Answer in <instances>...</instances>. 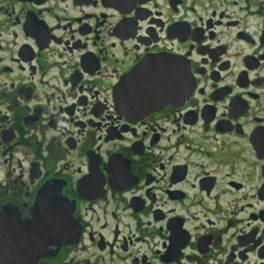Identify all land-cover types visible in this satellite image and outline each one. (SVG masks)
<instances>
[{
    "label": "flooded vegetation",
    "instance_id": "flooded-vegetation-1",
    "mask_svg": "<svg viewBox=\"0 0 264 264\" xmlns=\"http://www.w3.org/2000/svg\"><path fill=\"white\" fill-rule=\"evenodd\" d=\"M39 193L77 233L46 255ZM0 232L23 264H264V0H0Z\"/></svg>",
    "mask_w": 264,
    "mask_h": 264
},
{
    "label": "water",
    "instance_id": "water-1",
    "mask_svg": "<svg viewBox=\"0 0 264 264\" xmlns=\"http://www.w3.org/2000/svg\"><path fill=\"white\" fill-rule=\"evenodd\" d=\"M45 195V194H44ZM42 193L38 194V200L36 201L35 207H34V219L31 223L27 224L24 228L25 234H28V236H32L35 234L34 229L35 226L38 227L39 233H40V226L38 223L40 220L47 219V226H44L42 229V236L47 238V244L43 245L42 248H36L35 250L39 253V255H46L47 252V247L49 246H56L59 247L61 240L63 238H72L76 237L77 233L74 231H69L66 228L62 226L60 222V218H58V214L60 212H63L62 209H64V203L62 202L61 198L58 197H52L51 195L48 197V200L45 201L44 196ZM45 228L47 230H45ZM1 233V232H0ZM8 236L11 238L9 242L12 244L13 242V237L17 235L16 232L13 230H10V232L7 233ZM30 240V238H29ZM28 250L34 251V248L32 246H29L27 248ZM41 252V254H40ZM16 254V248L12 247H1L0 246V264H23V263H17L16 261L14 262V256ZM36 258L33 260V264L36 262ZM37 260V259H36ZM35 261V262H34ZM25 264V263H24Z\"/></svg>",
    "mask_w": 264,
    "mask_h": 264
}]
</instances>
